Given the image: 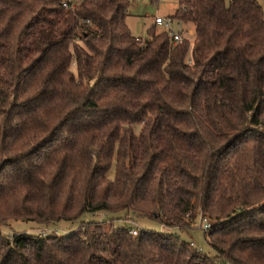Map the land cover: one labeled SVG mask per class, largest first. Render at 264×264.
I'll use <instances>...</instances> for the list:
<instances>
[{
  "label": "trees",
  "instance_id": "trees-1",
  "mask_svg": "<svg viewBox=\"0 0 264 264\" xmlns=\"http://www.w3.org/2000/svg\"><path fill=\"white\" fill-rule=\"evenodd\" d=\"M0 0V264H264V16L255 0H177L174 44L130 0ZM188 60L190 62H188ZM140 127L136 134L134 128ZM113 169V177H109ZM200 215L214 256L184 231Z\"/></svg>",
  "mask_w": 264,
  "mask_h": 264
},
{
  "label": "rangeland",
  "instance_id": "rangeland-1",
  "mask_svg": "<svg viewBox=\"0 0 264 264\" xmlns=\"http://www.w3.org/2000/svg\"><path fill=\"white\" fill-rule=\"evenodd\" d=\"M229 0H226L228 2ZM262 7L264 16V0H255ZM177 10V0H130V6L128 8V14L126 16L125 24L132 37L140 40H144L147 37V30L154 26L157 32H163V29L153 24L152 18L157 15L160 17L172 16ZM187 30H191L189 25L185 26ZM140 130L139 126L134 128V132L137 134ZM114 174L113 169L109 173V177L112 178ZM108 217L106 214L84 215L80 220L75 222H61L59 225L51 228H45L39 226L33 222L24 221H10L7 226L1 227V231L4 236L10 237L16 233H29L35 235H57L67 236L69 233L76 231L81 222H102ZM107 221V220H106ZM114 226L119 228H136L137 230L145 229L155 232H168L178 235L182 240L190 242L195 248L200 249L209 256H214V253L209 249L204 232L198 227L199 223L195 224V227L180 231L178 229H166L160 226L154 221H150L145 218H134L132 220H116Z\"/></svg>",
  "mask_w": 264,
  "mask_h": 264
},
{
  "label": "built area",
  "instance_id": "built-area-1",
  "mask_svg": "<svg viewBox=\"0 0 264 264\" xmlns=\"http://www.w3.org/2000/svg\"><path fill=\"white\" fill-rule=\"evenodd\" d=\"M84 0H65L63 2V7L67 9H74L80 2ZM152 22L155 26L160 27L163 29V32L167 34L169 39L174 44H181L185 41L192 42L194 39V30L191 28V30H187L180 21L173 19L170 16L166 17H160L155 15L152 18ZM191 27V26H190ZM188 62H190L188 60ZM199 223V228L204 232L207 233L211 227V223L207 218H202L200 215L197 216V219L192 224V227H195L196 223ZM191 227V228H192ZM129 235L136 236L137 235V229L132 228L129 230ZM228 264V263H225Z\"/></svg>",
  "mask_w": 264,
  "mask_h": 264
},
{
  "label": "crops",
  "instance_id": "crops-1",
  "mask_svg": "<svg viewBox=\"0 0 264 264\" xmlns=\"http://www.w3.org/2000/svg\"><path fill=\"white\" fill-rule=\"evenodd\" d=\"M174 14V13H173Z\"/></svg>",
  "mask_w": 264,
  "mask_h": 264
}]
</instances>
